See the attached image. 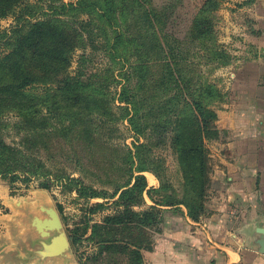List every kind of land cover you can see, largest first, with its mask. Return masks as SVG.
<instances>
[{"label":"trees","instance_id":"obj_1","mask_svg":"<svg viewBox=\"0 0 264 264\" xmlns=\"http://www.w3.org/2000/svg\"><path fill=\"white\" fill-rule=\"evenodd\" d=\"M26 2L0 0L2 14L19 9L17 14L22 17L21 25L13 31L17 36L10 52L0 57V125L5 124L7 114L13 113L18 119L16 127L28 131L24 142L30 152L25 154L7 145L0 135V174L41 175L46 161L38 159L31 149L42 146L51 149L57 145L65 155H72L78 171L83 170L80 165L87 164L83 161L90 162L88 156L98 160L107 178L104 182L98 177L104 187L82 186L80 178L70 181L80 183V196L112 202L113 212L100 222L85 220L80 234L76 229L70 231L75 247L87 242L92 249L85 257L81 252L78 263L107 260L110 264H144L143 252L153 249L164 208L184 207L193 221L205 213L211 180L206 142L219 132L218 115L212 106L221 95L202 75V67L210 69L213 64L229 62L226 49L217 43L210 19L218 4L204 1L185 42H181L175 35L163 33L166 17L174 11V0L160 7L151 5V0L61 2L62 10L88 11L94 17L87 21L72 17L34 22L23 18L22 11L31 8ZM101 36L112 61L136 59V63L130 62L126 85L120 92L121 100L131 105L125 115L130 114L132 130L146 139L134 145V152L129 147H109L106 140L113 119L105 115L106 119L97 121L94 117L100 110L101 116L107 112L104 90L110 77L91 75L102 80L95 85L90 77L83 79V72L79 71L77 78L69 74L74 50L86 49L88 44L97 48ZM86 59L81 57V61ZM107 72L113 79L111 67ZM82 108L86 110L81 112ZM156 148L171 151L179 174L175 181ZM145 172L158 180L157 188L148 187ZM41 187L48 189L49 185ZM104 205L97 203L93 210ZM139 206L142 210L137 211Z\"/></svg>","mask_w":264,"mask_h":264},{"label":"crops","instance_id":"obj_2","mask_svg":"<svg viewBox=\"0 0 264 264\" xmlns=\"http://www.w3.org/2000/svg\"><path fill=\"white\" fill-rule=\"evenodd\" d=\"M250 3L253 25L241 31L235 94L216 121L225 136L218 147L225 154L212 163L205 213L193 221L184 207L164 208L153 249L143 252L144 264H264V0ZM148 174V187L157 188L158 180L149 174V183ZM8 192L0 185V203L17 211L12 217L0 213V264H77L63 245L38 238L30 224L35 215L27 218L40 210L45 215L37 219L51 220L53 208L44 191H35V199L24 203Z\"/></svg>","mask_w":264,"mask_h":264},{"label":"rangeland","instance_id":"obj_3","mask_svg":"<svg viewBox=\"0 0 264 264\" xmlns=\"http://www.w3.org/2000/svg\"><path fill=\"white\" fill-rule=\"evenodd\" d=\"M78 0H27L26 5L31 6V8H26L22 12L24 14V19H30L31 22L43 21L49 18H61L62 20H70L72 17L77 19H83V21L89 20L94 17L92 12L84 11L79 13H74L72 10H62L60 8L62 3H72L76 4ZM170 0H151V5L154 7H160L164 3ZM205 0H174V11H170L172 14L170 17H166L164 36L175 35L178 41L185 42V37L188 34L191 26H193L196 18L199 17V12L204 5ZM218 4L217 8L209 15L212 23L213 33L217 39V43L226 49V56L229 59L227 64H213L211 68L206 66L202 67V75L210 83L214 84L217 90H219L221 98L217 100L212 106L213 110H216L217 115L223 110V105L229 103L230 96L235 94V87L232 85L233 74L235 69V63H237L238 57V46L241 45L240 38L243 35L241 33L244 27L252 29L253 23L250 17L253 15V6L250 5L251 0H215ZM25 5V6H26ZM24 7V6H23ZM56 8V9H55ZM25 9V8H23ZM91 11L92 7L87 8ZM19 9L14 13L2 14L0 12V57L6 56L12 47L13 42L17 36V33L13 32L14 29L21 25L20 14H17ZM167 13H165L166 15ZM168 15V14H167ZM23 31L22 33H25ZM247 31V30H246ZM98 33L99 30H95ZM97 48H93L91 44H88L86 49L83 47H77L71 57V64L69 67V74L71 76L79 77L78 73L83 72V79L91 78V75H102L109 76L110 81L107 82V89L104 90L106 93L104 99H108L107 112L101 116L100 112H95L94 117L97 121L111 117L113 119V125L110 127L111 131L107 135V144L109 147L121 150L123 148L129 147L132 152L134 145H139L145 142V137L137 134L132 130L129 123V116H126L127 110L131 109V105L125 103L121 100V89L126 85V74L130 69V62H135V57L131 59L130 62L122 61L120 58L115 62L109 57L106 51L105 38L103 36L98 38ZM85 56L87 59L81 61V57ZM120 61L119 63H116ZM116 63V64H114ZM197 65H203L198 62ZM112 68V77L107 70ZM208 69V70H206ZM74 77V78H75ZM7 79V78H5ZM81 79V77H80ZM95 82V85L100 83L102 80H98L96 77L91 78ZM6 81V80H5ZM104 81V80H103ZM105 82V81H104ZM231 102V100H230ZM95 105V103H93ZM127 109V110H126ZM86 108L80 109L84 112ZM17 117L13 114H7L3 118L4 125H0V135L4 142L11 146L16 147L19 150H23L22 153L28 154L30 151L27 150L26 144L24 142V137L27 136L28 131L19 130L15 123ZM218 120V119H217ZM225 140V136L219 131L218 134L213 137L210 141L206 142V147L209 150L210 157V179L212 173V163L224 156L225 150L218 145ZM123 149V150H126ZM33 154L38 157V159L45 160L44 172L40 175H27L23 172H16L17 177L3 176L0 174V185H4L9 189V196L24 203L31 199H35L33 193L35 191H44L49 205L53 208V211L57 215V220L59 228H50L47 230L37 229V221H40L37 217H42L44 211L33 210L31 214L27 217L28 220L35 215L30 221L32 227L38 232V238L44 241H52L61 232L65 236L64 239H60L61 244H57L64 248L65 242L68 245L66 248L67 252H71L75 258L77 264H79V254L81 252L85 253L83 256H87L92 252V249L87 242H83L80 246L75 247L73 245L70 231L76 229L80 234L86 224L84 221L89 219L90 223L100 222L103 218L113 212L112 202L108 200H103L101 198H84L80 196L77 191L80 186L79 182L71 183V178H80L82 186H93V187H104L103 183L100 182L98 177H102L103 181L107 180L104 176L103 166L98 160L92 161L91 158H86L90 162L83 161L87 163L85 166L80 165V170L72 155H65L64 150L58 148L57 145H52L51 149H46L44 146L36 149H31ZM63 152V156H61ZM123 151H121L122 153ZM156 153L163 159H165V164L168 168V174L171 176L172 180H176L179 175L178 167L176 161L168 148H156ZM81 171H83L81 173ZM148 173V172H145ZM151 174V173H149ZM148 174V175H149ZM154 176V175H153ZM29 178V179H27ZM149 183H152L151 176H148ZM49 185L48 189L41 187L42 185ZM211 187V180L210 186ZM88 190H85V192ZM84 191L81 195H84ZM88 195L89 192H86ZM97 203H105L104 207L100 209L97 207L93 210V207ZM16 207L2 205L0 203V213L5 216L12 217L17 209ZM137 211L142 210L141 206L136 208ZM42 232L47 233L48 236H44ZM33 233V232H32ZM31 235V234H30ZM29 235V236H30ZM33 235V234H32ZM155 236V235H154ZM17 238V237H16ZM38 239V240H39ZM24 240V238H23ZM27 240V239H26ZM35 246V241L32 242ZM83 257V258H84ZM87 264H110L109 261L104 260L98 263Z\"/></svg>","mask_w":264,"mask_h":264},{"label":"water","instance_id":"obj_4","mask_svg":"<svg viewBox=\"0 0 264 264\" xmlns=\"http://www.w3.org/2000/svg\"><path fill=\"white\" fill-rule=\"evenodd\" d=\"M49 215H50V217H51V220H46L45 222L37 221V226H36L37 229H39V230H40V229H44L43 227H46L47 230L50 229V228H55V229H58V228H59V224H58V220H57V215H56V213H55L53 210H50ZM42 223H43V224H42ZM45 223L47 224V226H43ZM42 234H43L44 236H48L47 233H45V232H42ZM61 238L64 239L65 236H64L63 233L60 232V233L57 235V237L54 238V239L52 240L53 245H56L55 241L57 242V241H59ZM64 240H65V239H64ZM65 245H66V248H67L68 245L66 244V242H65ZM65 245H64V250H63V251L66 250ZM63 251H62V252H63ZM58 254H59V253H58Z\"/></svg>","mask_w":264,"mask_h":264},{"label":"bare ground","instance_id":"obj_5","mask_svg":"<svg viewBox=\"0 0 264 264\" xmlns=\"http://www.w3.org/2000/svg\"><path fill=\"white\" fill-rule=\"evenodd\" d=\"M40 201V200H39Z\"/></svg>","mask_w":264,"mask_h":264}]
</instances>
